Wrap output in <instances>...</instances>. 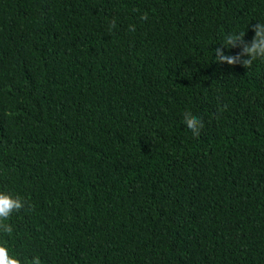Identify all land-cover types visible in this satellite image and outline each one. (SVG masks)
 Segmentation results:
<instances>
[{"label":"trees","instance_id":"obj_1","mask_svg":"<svg viewBox=\"0 0 264 264\" xmlns=\"http://www.w3.org/2000/svg\"><path fill=\"white\" fill-rule=\"evenodd\" d=\"M257 20L264 0H0V190L24 200L0 245L24 264H264V62L224 46Z\"/></svg>","mask_w":264,"mask_h":264},{"label":"clouds","instance_id":"obj_2","mask_svg":"<svg viewBox=\"0 0 264 264\" xmlns=\"http://www.w3.org/2000/svg\"><path fill=\"white\" fill-rule=\"evenodd\" d=\"M258 23L252 26L254 36L250 43H245L246 31H232L224 37V46L231 49L239 45H243L244 66H251L254 62H264V21L257 20ZM117 21L112 20L109 24V31L115 29ZM130 31H135V25H129ZM215 59L222 63L235 64L241 59L240 56L225 55L221 49L216 50ZM183 124L188 132L198 137L204 128V121L193 115L191 112H185L183 116ZM24 207V200L19 195H14L10 191L0 190V228L6 232H11L10 225L4 224L14 212H19ZM0 264H24L17 256L10 254L8 248L0 245ZM28 264H42L39 256H33Z\"/></svg>","mask_w":264,"mask_h":264}]
</instances>
